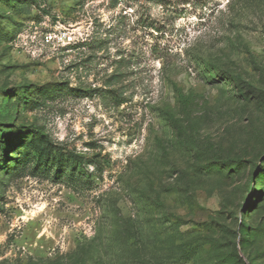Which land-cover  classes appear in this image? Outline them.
I'll list each match as a JSON object with an SVG mask.
<instances>
[{
	"label": "rangeland",
	"instance_id": "1",
	"mask_svg": "<svg viewBox=\"0 0 264 264\" xmlns=\"http://www.w3.org/2000/svg\"><path fill=\"white\" fill-rule=\"evenodd\" d=\"M0 264H264V0H0Z\"/></svg>",
	"mask_w": 264,
	"mask_h": 264
},
{
	"label": "built area",
	"instance_id": "2",
	"mask_svg": "<svg viewBox=\"0 0 264 264\" xmlns=\"http://www.w3.org/2000/svg\"><path fill=\"white\" fill-rule=\"evenodd\" d=\"M46 42H56L57 44H69L73 41V35L69 31H49L44 34Z\"/></svg>",
	"mask_w": 264,
	"mask_h": 264
}]
</instances>
